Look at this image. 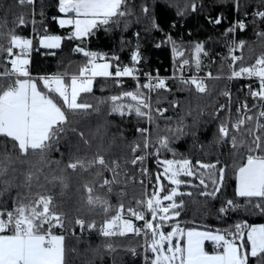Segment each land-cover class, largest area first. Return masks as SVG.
Wrapping results in <instances>:
<instances>
[{"label": "snow or ice", "instance_id": "6c2138e0", "mask_svg": "<svg viewBox=\"0 0 264 264\" xmlns=\"http://www.w3.org/2000/svg\"><path fill=\"white\" fill-rule=\"evenodd\" d=\"M17 2L20 5L33 4L34 0ZM233 2L235 10L239 12L240 0ZM58 5L59 13L65 17L59 19V25L71 29L67 36L69 40H84L101 27L107 31L108 25H118L122 18L132 15L129 0H58ZM142 10L148 12L146 6ZM192 10L195 11V5ZM254 15L264 21V11L258 10ZM214 23L220 24L221 19L217 18ZM18 24L25 26L23 16L18 18ZM246 28V23L238 20L227 29V33L235 35L238 30L244 31ZM256 35L258 38L264 37V31L257 32ZM7 36L8 46L0 45V55L6 53L4 62L0 63V67L4 68L0 72V194L10 191L12 187H22L27 191H18L11 198V210H0V264H65L64 231H71L75 235V230L66 227L71 221L66 219L64 212L56 210L59 205L54 203V196L40 194L39 191L33 194V189L50 191L59 186L63 195V190L69 186V175L85 172L94 177H101L105 172L112 173L111 179L104 178L98 185L105 190L104 196L93 195V186L87 182L83 184L84 204L90 210L98 209L104 214L106 218L103 223L97 227L94 220L86 221L80 217L74 220L81 232L96 230L106 238L105 247L108 250H114L113 239L133 236L142 241L145 264H250V260H254L255 264H264V224L250 225L244 221L223 232L219 229L213 232L181 227L178 222L185 210L183 198L193 196L192 191H184L182 186L198 189V196L209 199H216L221 192L227 166L221 165L217 169L219 160L215 163L196 161L195 165L187 158L161 160V149L171 152L173 157L176 155L169 147V137L159 136L153 144L148 128L137 127L136 131L140 133L143 145L135 142L131 145L132 158L125 160L124 165L130 163L133 166L132 172H139L141 177H147L151 182L152 177L145 164L148 157L154 155L157 157V168L162 167L163 171H157L152 192L144 199H136L135 207L130 204L125 209L123 198L127 193L120 191V202L115 214L109 216L113 206L107 196L113 193V185L119 183L116 177L123 174L127 180L139 183L142 187L145 179L137 181L136 176L129 175V170L119 160L106 159L99 152L89 158L70 151L66 162H63L64 153H60V160L50 158L52 152L60 151V143L66 139L68 132L75 133L88 145L89 141L85 139L84 133L72 126L73 121L69 116L99 113L104 104L108 106L109 115L121 118L134 115L150 125L156 124L157 117L171 120V117L164 115L168 108L153 107L152 100L153 93H159L155 100V104L159 105L161 90L172 91L166 82L167 78L159 75L153 77L147 73L145 82L141 84L137 68H121L116 65L113 71V64L106 56L81 47H77L75 51L82 53L87 60L78 75H72L68 79L60 74L34 78L29 69L33 40L12 31ZM168 40L172 44L174 56L184 57V50L178 48L171 37ZM61 42L62 37L59 35H45L40 38L39 46L58 49ZM245 43L243 40L229 41V56L225 57L231 60L229 71L227 74L218 73L213 76L211 71L199 74L209 52L203 43L198 42L191 49V58H183L178 64L176 72L179 75L174 73L173 78L182 85L179 91L192 92L197 100L209 93L206 83L209 79H244L258 83V87H254L252 83L244 85L253 104L249 107L247 98L240 103L236 108V119H232L231 115V91L220 92V95L227 98L228 104L220 105L214 114L219 116V112L227 108L226 116L218 125L217 142L229 144L233 156L239 157L240 162L234 166V194L246 203L229 199L218 211L227 214L250 206L252 211L264 215V122H261L264 120V55L259 56L252 65L237 68V61L242 60L243 56L235 53L242 52ZM112 59L119 60V57ZM131 59L134 65H139L142 59L140 52L137 50ZM186 69L193 74L183 75ZM125 77L136 82L134 89L98 98L95 105L81 100L83 94L93 92L96 78H113L116 85L121 86L120 78ZM170 104L173 109L179 107L176 100L170 101ZM156 127L159 125L156 124ZM184 127L181 120L175 130H166L173 132L176 139H179ZM149 148H152L151 152L148 151ZM137 152L140 154L137 155ZM17 164H27L28 168L21 170L16 167ZM53 164L56 165V170H51ZM45 168L50 171L46 173ZM17 173L23 179L19 185H14ZM161 176L168 181L169 187L161 183ZM205 176L208 177V182ZM183 177L192 179L186 180ZM192 180L198 183H192ZM49 185L51 189L47 187ZM33 195L35 198H32ZM125 213L136 221H143V224L137 226L133 219L125 218ZM170 221L173 223L169 226ZM165 227H168L167 231L164 230ZM206 242H210L211 252L206 249ZM129 251L136 254L134 248Z\"/></svg>", "mask_w": 264, "mask_h": 264}, {"label": "trees", "instance_id": "16d2710c", "mask_svg": "<svg viewBox=\"0 0 264 264\" xmlns=\"http://www.w3.org/2000/svg\"><path fill=\"white\" fill-rule=\"evenodd\" d=\"M132 15L122 18L119 24L108 25L109 30L101 27L95 30L93 35L84 40L67 39L71 29L61 27L59 19L62 17L59 13L58 0H34L33 4L20 5L17 0H0V45L8 46L9 31L22 37L33 36L34 46L41 50L49 52L54 51L55 55L40 53L32 56L31 71L36 76H47L50 74L64 75L66 79L72 75H78L80 68L85 64L87 58L82 53L75 51L77 47L84 48L87 51L96 52L106 56L113 64V71L116 65L121 68L124 66L135 67L137 74L142 77L146 73L160 72L168 74L172 67V44L168 40L176 42L178 48L184 50V57H177L179 62L183 58H191V49L196 43H203L209 56L204 58L212 74H227L226 67H222L224 60H218L217 64L212 63V58L220 52L225 53V45L228 39L233 35L227 33V29L236 21L243 20L247 28L244 31H237L238 40L245 41L243 49V59L240 65L249 66L254 64L255 60L264 55V37L258 38L256 33L264 31V21L255 17L256 11H264V0H240V10L237 12L233 0H129ZM195 5V11H193ZM146 6L148 12H143L142 8ZM23 16L25 26H19L18 18ZM221 19L220 24L214 21ZM255 21V23H253ZM137 33L139 34L137 36ZM45 35H59L62 37L61 46L58 49H45L39 46V40ZM159 45V47H157ZM140 52L142 59L139 65L131 62L132 55L136 51ZM6 53L0 55V63L4 62ZM119 57V60L112 59ZM205 68V67H204ZM4 68L0 67V72ZM66 74V75H65ZM122 85L117 86L113 78H96L94 81L93 92L83 94L81 100L95 105L98 98L108 97L118 94L124 90H132L136 82L132 79L121 80ZM142 84V80L139 78ZM209 93L202 99L197 100L192 92L179 91L182 87L177 81H172L169 87L171 92H164L160 96L161 103L155 104L159 93H153V107L168 108L164 114L165 117H171V120L156 118V124H148L143 119H137L134 115L121 118L118 115H109L107 104L101 105L99 113L91 112L89 115L69 116L73 121L72 126L78 131L84 133L85 139L89 141L85 145L78 135L68 132L66 139L60 143V151L52 152V160H60V153H64V161L68 159V153L71 151L78 156H87L91 158L97 152L104 155L106 159L115 158L121 165L129 170V175H135L137 181L145 179V185L142 187L139 183H132L121 174L116 177L118 184L113 185V193L107 198L113 206L108 215L115 214L116 207L120 202L118 193L125 191L127 194L123 198L125 209L136 206V199H144L148 192L153 189L155 174L163 169L157 168V157L150 161L151 182L147 177H141L139 172H132L133 166L129 163L124 165L125 160L132 158L131 145L140 143L143 145V139L140 133L136 131L137 127L148 128L151 142L156 143L157 137L168 136L169 147L176 153L173 157L171 152L161 149L159 159H183L202 163H215L217 160V169L221 165H226L224 187L216 199H209L197 195L198 189L185 188L184 191H192L193 196H185V210L181 213L179 223L181 227L196 228L203 230H223L232 228L235 224L246 221L250 225L264 224V215L254 212L249 208H238L235 211H229L227 214L219 213V208L225 201L231 199L240 203H246L241 198L235 196L236 179L234 166L240 162L239 157H234L229 144L218 143V125L226 116V112H219V116L214 115L219 109L224 96L221 91L229 90L227 80H211L208 83ZM234 97L236 102H243L248 96V89L241 82L233 85ZM199 95V94H196ZM179 102V107L173 109L170 101ZM91 111V110H90ZM191 113L190 115L188 113ZM183 121L184 132L179 139L166 129L175 130L176 125ZM158 146V145H157ZM10 149V146H9ZM2 150V149H0ZM152 151V148H149ZM243 151V149L241 150ZM137 155L140 153L137 152ZM62 162V164H63ZM146 165V164H145ZM16 167L26 170L28 165L17 164ZM51 170H56V165H52ZM46 173L50 169L45 168ZM94 172L95 169H92ZM213 173L216 170H211ZM17 179L13 181L14 185H19L23 179L17 173ZM104 178H112V173L105 172L101 177H94L87 172L82 174H70L68 178V188L63 190L57 186L50 191L44 189H33V194L37 191L40 194L54 196V203L58 204L57 211L66 214V219L71 221L66 227L76 229L78 235H71V231H65V264H145L142 241L139 237L128 236L124 238H115L112 240L114 250H108L105 247L106 238L102 237L96 230L81 232L75 225L76 217L86 221H95L99 227L104 219V214L97 210H90L83 202L84 183H90L94 188L93 195H105V190L99 188V183ZM183 179L191 180L190 177ZM206 182L208 177L205 176ZM161 183L169 187L168 181L161 176ZM192 183H198L192 180ZM126 185V187H125ZM25 193V188L12 187L10 191L0 194V210H11L13 207L12 197L17 192ZM163 195V193H161ZM32 198H35L33 195ZM129 218V217H125ZM133 222L140 226L143 221ZM173 222H169V226ZM165 231L168 227H165ZM59 231V230H57ZM135 249L133 254L129 249ZM250 264H255L250 260Z\"/></svg>", "mask_w": 264, "mask_h": 264}, {"label": "built area", "instance_id": "2783aa9c", "mask_svg": "<svg viewBox=\"0 0 264 264\" xmlns=\"http://www.w3.org/2000/svg\"><path fill=\"white\" fill-rule=\"evenodd\" d=\"M26 4H27V3H26ZM25 38H31V39L33 40V36H32V35H30V36H26ZM233 39L236 40V41H239L238 38H237V32L235 33V35H232V36L228 39L227 44L225 45V46H226V47H225V48H226V49H225V53H224V52H220V53H218L217 55H215V56L212 58V63H213L214 65L217 64L218 60H220V59L224 60L223 63H222V67H226L228 71H229L228 65L231 63V60H230V58H229V59H225V57H228V56H229V52H228V43H229V41H231V40H233ZM242 51H243V50H242ZM37 53H40L41 55H45V54H47V53H48V55H50V56H54V55H55V52H54V51L46 52V51L41 50V48H39V47H35V46H34V40H33V47H32V51H31L30 57H29L31 63H32V56H33L34 54H37ZM53 53H54V54H53ZM235 55H237V56H241V55H242V56H243V52H241V51H237V52L235 53ZM172 60H173V61H172V67H171V70L169 71L168 74H162V73H160V72H156V73H154V74L150 73L153 77L159 75V77H161V78H167L166 82H167L168 86H169L170 82H172V81H176V79L173 78L174 73H175L176 75H179V73L176 72V69H177V66H178V64H179L180 62H179V60L177 59V57L174 56V53H172ZM205 61H206V60H204V63H203V65H202L201 72L199 73L200 75H204V74H205L206 72H208V71H211V72H212V68L210 69V68L207 66V62H205ZM241 61H242V60L237 61V64H236V67H237V68H238L239 66H241V65H240V62H241ZM131 62H132V59H131ZM31 63H30V65H29V69H30V72L32 73V71H31ZM132 64H133V62H132ZM204 67H205V68H204ZM146 74H147V73H146ZM192 74H193V72L190 71V70H187V69H186V71L183 73V75H185V76H189V75H192ZM32 75H33L34 78H36V77H41V76H36V75H34L33 73H32ZM50 75H52V74H50ZM47 76H48V75H47ZM213 76H216V75H213ZM139 78L142 80V84H143V83L145 82V80H146L145 74L142 75V77L139 76ZM120 79H121V80H124V79H130V78H126V77H125V78H120ZM211 80H212V79L207 80L206 83L208 84L209 81H211ZM228 82H229V90L231 91V94H232V100H231V115H232V119H236V118H237V116H236V108H237V106H238L240 103H242V102H236V101H235L233 85H234L236 82H241L243 85H246V84L252 83L254 87H258V83H256L254 80H253V81H249V80H244V79H240V80H232V81H228ZM208 85H209V84H208ZM245 88H246V87H245ZM246 89H247V88H246ZM161 91H162V90H161ZM250 99H251V97H250ZM227 104H228V100H227L226 97H224V100L222 101L221 105H227ZM248 104H249V107L252 106V104H253L252 99H251V101H248ZM224 112L227 113V108H225ZM261 122H264V120H262ZM148 151L151 152L149 149H148ZM153 157H155V156H154V155H150V156L148 157L147 161H146V165H145V167L148 169V171L150 170V161H151V159H152ZM110 179H111V178H110ZM151 192H152V190H151ZM151 192H150V193H151ZM125 217H128L127 214H126ZM129 218H131V217H129ZM131 219H134V220H135V218H131ZM135 221H136V220H135ZM74 230H75V235H78V234H77V233H78L77 230H76V229H74ZM70 234L72 235V232H71ZM64 235H65V237H66V235H68V234L64 231Z\"/></svg>", "mask_w": 264, "mask_h": 264}, {"label": "crops", "instance_id": "0c3cea01", "mask_svg": "<svg viewBox=\"0 0 264 264\" xmlns=\"http://www.w3.org/2000/svg\"><path fill=\"white\" fill-rule=\"evenodd\" d=\"M62 15V17L61 18H65L64 17V14H61ZM94 86V85H93ZM258 225H260V224H258ZM198 230H201V231H205V230H203V229H198ZM206 231H213V232H215L216 230H206ZM206 249L208 250V251H212V247H211V245H210V242H206Z\"/></svg>", "mask_w": 264, "mask_h": 264}, {"label": "rangeland", "instance_id": "374dc122", "mask_svg": "<svg viewBox=\"0 0 264 264\" xmlns=\"http://www.w3.org/2000/svg\"><path fill=\"white\" fill-rule=\"evenodd\" d=\"M68 15H71V14H68ZM66 27H67V26H66ZM152 190H153V189H152ZM150 192H151V190L148 192V194H150ZM148 194H147V195H148ZM147 195H146V196H147ZM165 203H167V202H165ZM125 216H126V213H125Z\"/></svg>", "mask_w": 264, "mask_h": 264}]
</instances>
